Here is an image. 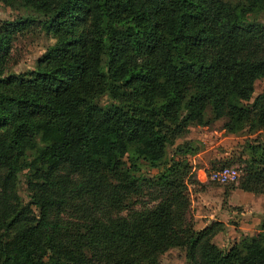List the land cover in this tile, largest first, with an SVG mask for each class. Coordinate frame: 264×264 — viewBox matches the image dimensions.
<instances>
[{"label": "trees", "instance_id": "obj_1", "mask_svg": "<svg viewBox=\"0 0 264 264\" xmlns=\"http://www.w3.org/2000/svg\"><path fill=\"white\" fill-rule=\"evenodd\" d=\"M0 3L24 11L0 22V264H159L173 247L264 264V215L227 249L218 222L193 228L183 156L191 125L255 130L237 187L264 199V0ZM32 25L53 43L7 70Z\"/></svg>", "mask_w": 264, "mask_h": 264}, {"label": "rangeland", "instance_id": "obj_2", "mask_svg": "<svg viewBox=\"0 0 264 264\" xmlns=\"http://www.w3.org/2000/svg\"><path fill=\"white\" fill-rule=\"evenodd\" d=\"M24 15V11L16 4L6 6L0 3V22L12 20ZM53 39L45 35L37 25H32L27 30L14 36L6 69L9 71H23L31 69L34 60L46 46L51 45ZM264 85V80L254 83L252 96L256 95ZM205 116L204 119H206ZM223 118L212 122H203L189 126L186 139L188 145L184 148L183 156L190 164L192 175L187 184L189 208L188 216L194 229H199L205 221L218 222V230L212 236L211 241L221 249H227L232 244L238 243L243 237H251L257 231V225H253V217L264 215V199L262 194L244 192L237 187L236 181L218 184L199 180L201 171H208L217 166H229L236 169L240 175L246 157L245 146L256 137L255 130L243 128L229 133L221 128ZM180 141V140H179ZM38 146H35L32 154H35ZM203 154H200L201 151ZM207 160L202 162L201 160ZM148 174H154L155 169H142ZM142 170L135 172L139 174ZM189 181V180H188ZM23 200L25 193L19 190ZM143 202H148L143 198ZM151 204V203H149ZM137 208V205H134ZM209 216L211 218H209ZM239 226L243 228H239ZM159 264H187L184 250L181 248H169L158 256Z\"/></svg>", "mask_w": 264, "mask_h": 264}, {"label": "built area", "instance_id": "obj_3", "mask_svg": "<svg viewBox=\"0 0 264 264\" xmlns=\"http://www.w3.org/2000/svg\"><path fill=\"white\" fill-rule=\"evenodd\" d=\"M238 173L236 169L229 166L210 168L208 171H201L199 180H205L218 184L231 183L236 181Z\"/></svg>", "mask_w": 264, "mask_h": 264}, {"label": "crops", "instance_id": "obj_4", "mask_svg": "<svg viewBox=\"0 0 264 264\" xmlns=\"http://www.w3.org/2000/svg\"><path fill=\"white\" fill-rule=\"evenodd\" d=\"M206 151H207V150H205V151L203 150V151L200 152V154H203V152H206ZM206 161H207V160H206ZM206 161L203 159V160H201V163H202V162H206ZM244 192H246V191H244ZM209 218H211V217L209 216ZM252 222H253V225L258 224V223H256V222H258V217H257V216H256V217H253V221H252ZM209 223H210L209 221H205V222H203V223H202V226H200V228L203 227V226H205L206 224H209ZM239 228H243V227L239 226ZM256 231H258V225H257V229H256Z\"/></svg>", "mask_w": 264, "mask_h": 264}]
</instances>
